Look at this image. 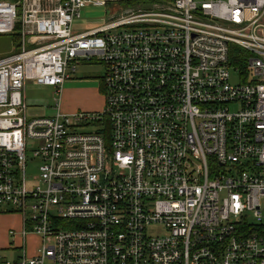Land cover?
<instances>
[{
  "label": "built area",
  "instance_id": "obj_1",
  "mask_svg": "<svg viewBox=\"0 0 264 264\" xmlns=\"http://www.w3.org/2000/svg\"><path fill=\"white\" fill-rule=\"evenodd\" d=\"M120 6L0 0V214L39 238L0 264H264V0ZM91 61L101 111L28 115L27 84Z\"/></svg>",
  "mask_w": 264,
  "mask_h": 264
},
{
  "label": "rangeland",
  "instance_id": "obj_2",
  "mask_svg": "<svg viewBox=\"0 0 264 264\" xmlns=\"http://www.w3.org/2000/svg\"><path fill=\"white\" fill-rule=\"evenodd\" d=\"M121 5L120 8L123 7H130ZM110 14L106 8H97V9H87L82 12V17L80 20L79 28L85 29L89 28L94 25L101 24L103 22H109ZM81 26V27H80ZM15 34V33H13ZM14 36V37H13ZM15 38V40H14ZM20 39L19 36L16 37L15 35H3L0 34V57L9 55L10 53L16 52L19 49ZM104 66L98 62H81L77 70L75 72L74 78L78 80H83L85 78L93 79L99 85V80L104 75ZM231 80L232 82L237 81V77L231 73ZM58 97V96H57ZM24 98L27 105L32 109L30 112L32 114H38L44 117L54 116L56 111L53 110L54 99H53V91L50 88L42 87V86H34L31 84L26 85L24 89ZM89 99L88 92L84 89L80 88L75 95H72L71 101L69 104H82L85 103ZM59 108L62 107V101L58 98ZM102 107H100L101 109ZM99 110V109H98ZM60 111V109H59ZM61 112V111H60ZM84 112V111H83ZM34 162L32 165H28L26 168V176L29 179H33L36 176V164ZM151 235L160 234L162 233L161 229L156 227L148 231ZM11 241V240H10ZM8 241V243H10ZM28 244V242H27ZM21 243L19 241H15L12 243L14 249H6L8 245H4L0 247V261L5 260H17L18 258L22 257L23 250ZM29 247L26 246L25 250L28 253Z\"/></svg>",
  "mask_w": 264,
  "mask_h": 264
},
{
  "label": "crops",
  "instance_id": "obj_3",
  "mask_svg": "<svg viewBox=\"0 0 264 264\" xmlns=\"http://www.w3.org/2000/svg\"><path fill=\"white\" fill-rule=\"evenodd\" d=\"M79 22L80 21L74 23V27L76 29L79 27V25H81ZM34 86H41V85H34ZM42 87H47V86H42ZM47 88H50L53 91L54 100L59 98L62 101V107L60 106L59 109L61 113L65 115H71L73 113L80 111L98 112L101 111L104 106L102 78L99 80V85H98L97 82L92 78L91 79L85 78L83 80H78L72 77L71 79L64 82V84L60 88L58 95L55 94L53 88L51 87H47ZM80 88L88 92L89 99L82 104L79 103H76L74 105L69 104L72 95H75L77 91L80 90ZM100 107L102 108L100 109ZM52 108L54 110V105ZM31 110L32 109L27 105V111L30 117H44L35 113L32 114L30 112ZM22 227H23L22 218L17 213L0 214V247L7 244L8 247L6 249H10L12 243H14L15 241H19L21 243L20 246L26 248V246L28 245L29 247V249H27L28 255H34L36 248L39 244V238L35 235H28L26 237L21 236ZM10 231L14 232V236H10L9 234ZM8 241H10V243H8Z\"/></svg>",
  "mask_w": 264,
  "mask_h": 264
},
{
  "label": "trees",
  "instance_id": "obj_4",
  "mask_svg": "<svg viewBox=\"0 0 264 264\" xmlns=\"http://www.w3.org/2000/svg\"><path fill=\"white\" fill-rule=\"evenodd\" d=\"M155 2L156 0H121V5H125V6H134L135 4H137L138 2ZM12 35H15L16 37H18V34L15 33V34H12ZM14 37V36H13ZM15 40V38H14Z\"/></svg>",
  "mask_w": 264,
  "mask_h": 264
}]
</instances>
